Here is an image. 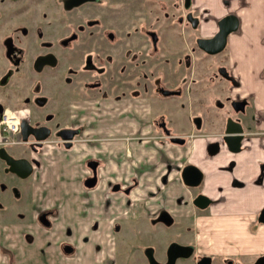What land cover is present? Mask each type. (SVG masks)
Returning <instances> with one entry per match:
<instances>
[{
  "label": "crops",
  "instance_id": "1",
  "mask_svg": "<svg viewBox=\"0 0 264 264\" xmlns=\"http://www.w3.org/2000/svg\"><path fill=\"white\" fill-rule=\"evenodd\" d=\"M191 7L192 12L199 17L202 37L216 33L217 22L221 17L234 14L238 19V28L228 35V42L218 54L217 60L224 78L221 82L225 83V91L220 96L223 101L226 99L230 102L235 115L232 119L244 127L240 150L237 153L229 151L219 137L224 132L227 117L218 120L212 112L210 121L206 120L208 115L204 112L205 105L200 102L201 91L194 95L193 104L185 95L180 99L177 96L176 103L168 106L167 114L163 112L171 118L177 117L180 125L186 121L189 128L184 132L186 143L177 146V143L172 142L173 147H164L162 142H157V138L155 141V137L151 136V123L158 113L153 116L156 108L150 103L144 108L140 100H136V105L131 110V105L121 102L117 107L118 112L113 111L115 116L111 121L107 112L109 108L106 109L103 119L99 117L96 109L88 111V125L78 140L81 146L74 144L66 150L69 159L64 157L53 161L44 159L40 153L32 156L39 160V164L34 166L33 177L25 180L27 182H21L24 186L18 190L25 201L30 196L31 202L28 203L31 204V209L27 203L18 212V217L23 220L18 223L19 231H14L13 225L8 222L0 225V238L5 243L10 245L14 240L20 243L21 247L16 254L17 264H71L66 256L55 257V254L60 253L61 242L79 244L80 240L87 237L88 242L97 241L100 230H104L103 218L107 213L106 182L110 180L104 175L99 179V172L95 188L84 184L80 189L81 174L70 173L73 167L69 161L74 160L71 157L73 151H78L79 157L76 160L79 164L85 162L87 169L90 167L88 161L94 163L97 170L103 160H114L117 170L110 173L112 180L123 175V169H119L123 164L118 165L119 162L130 158V161H139V165L135 166L136 169L133 167L131 172L138 173L139 169L143 171L139 174L144 183L141 184L143 187L148 176L164 177L168 190L163 193H167L164 198L167 200L165 202L164 199L156 198L158 201L154 203L159 206L169 203L182 214L195 212L192 223L200 254H209L217 260H243L249 264L259 256H264V222L261 221V213L264 211V0H193ZM198 51H185L190 56L191 75L197 69L194 57L197 55L202 63L203 56L208 55L202 50ZM188 84L190 83L186 82L184 87H188ZM213 101L216 102V99ZM235 101L247 103L243 113L234 112L232 104ZM143 111L146 112L142 114ZM191 116L199 118L196 125L189 122ZM99 120L101 127L95 124ZM140 133L144 136H138ZM142 139L145 141L142 142ZM116 143L123 144L119 150L123 149L126 153L129 150V159L121 156L122 153L116 149ZM214 143L216 145L212 147ZM43 146L45 150L46 144ZM111 150L113 156L107 157L106 154L111 153ZM186 164H193L202 170L203 179L196 189L184 186L181 179L180 172ZM132 179L133 176L130 181ZM152 184L145 190L162 187L156 185V180ZM129 185L132 190L133 181ZM188 189L192 194L194 191L207 194L210 207L201 211L195 210L190 204L191 194ZM111 192L118 193L112 188ZM170 193L174 197L171 198ZM40 215L48 220L46 229H42ZM8 216H4L6 221ZM90 216L92 219L88 220ZM78 252L81 253V259L87 263L90 261L91 257H86L82 247Z\"/></svg>",
  "mask_w": 264,
  "mask_h": 264
},
{
  "label": "flooded vegetation",
  "instance_id": "2",
  "mask_svg": "<svg viewBox=\"0 0 264 264\" xmlns=\"http://www.w3.org/2000/svg\"><path fill=\"white\" fill-rule=\"evenodd\" d=\"M171 1L172 0L157 1V7L159 9H157V11L160 13V16H156V19L153 20L152 18L155 17L152 14L154 7L153 0H0V96L8 100L19 99L20 102L17 106L18 111L13 112H26L29 115L32 113V110H34L31 108V106H33L32 104H35L39 109H43L46 105L49 99L45 93H50V95L53 96L51 97L53 99L55 93L57 95H62L63 85L68 89L66 90V94H69L68 92L73 90L76 94L81 95L83 89H86L88 96H82L80 100L75 99L77 103L74 105L75 108L69 109L70 105L67 106L69 111L65 117L60 116L57 118V115L53 112H56L60 107L59 103L53 102V106L51 103L49 104L51 111L48 110L38 116L42 119L40 123H31V121L25 120V118L20 119V121H27L32 126L48 127L50 129V135L48 138L53 136L56 137V143L60 142L65 149L73 147L76 138L82 137L83 129L87 127L89 121L86 117L88 111L96 109L95 111L99 114V117L103 119L104 113H106L105 104L114 107L115 105L120 106L121 102H126L128 106L131 105L130 109L132 110L136 105V100H140V103L144 102L142 103V107L146 108L147 105H150L149 103L151 100L147 98L146 95H142V92L139 89L134 92L135 89L138 88L137 86L140 83L139 79L141 78L137 73L138 64L140 67L142 66V63H139L136 59L135 45H137L138 41L135 39L138 38L139 40H142V44L148 42V44H150V53H154L152 57H156L159 55L156 54L158 53L157 49L163 44L164 37L167 39V48L171 41L174 40L173 32H170L172 30V25L176 26L174 27L176 29V36L174 38L177 41L176 47L179 50L183 49L184 51H192L194 47L201 50L196 44L198 38L207 39L211 37L196 35V37H194L196 46L192 47L189 45L190 41L185 38L186 26L184 25L185 21L190 25L192 24L187 19L188 15L191 13L186 11L187 8L184 7L186 0H176L181 3L180 6L182 9L180 12H173V14L168 13V8V12L163 8ZM192 4L193 0H191V6ZM148 11H150L152 19L149 21L148 19L150 15L148 14ZM191 16L197 19L196 26L192 25V27L197 28L198 26H201L198 19L199 17H197L194 12ZM127 18L130 21V29L126 30L123 26L125 27L124 22L127 21ZM170 19L173 22L171 26H169ZM54 36L56 39L52 40ZM42 37L44 40H41ZM61 48L64 50L63 52L60 51ZM112 52L115 55L117 54V60L108 54H112ZM119 52H121V54H119ZM127 53H131V56H126ZM185 56L186 54L183 53L182 57H177L178 62H180L182 58H185ZM107 57L109 58L108 61ZM162 58L163 57H161L160 60ZM105 61L112 62V67H109L110 65H107ZM166 65L167 64H165L162 59L154 64L150 62L149 66L146 68L161 70L160 73H163V70L167 69ZM141 68L143 69L144 67ZM179 70H181V68H179L178 71ZM95 75H97V78L94 77ZM89 77L91 78L89 79ZM103 78L108 80L109 83L106 91L102 88L104 85L102 81ZM156 78L157 82H159L160 78ZM166 80L167 79H165V81ZM60 81H62L63 84ZM155 82L156 81H154V83ZM157 82L156 86L161 88V84H158ZM123 83L129 86L128 91L125 90L124 92V89H120V85ZM178 88L180 89L179 84L176 89ZM95 89L99 91V94L96 96L92 93L94 96V99L92 100L86 98L90 95L88 91H94ZM163 101H165V99L161 98L160 102ZM11 107V105H6L5 109L12 110ZM156 108L155 114L158 113V115L157 118L153 119V122L151 123L152 127L156 130L160 129L166 132L169 141L172 143L173 141H171V139L173 137H180V135H175L173 129L167 125L168 116H165L166 114H164L163 111H167L169 108L166 104L164 106L163 104H158V106L156 105ZM39 109L38 111L41 113V110ZM160 109H163V111H160ZM114 110H107L111 118L109 119L110 121L113 119L112 117L115 116V112H113ZM104 121L105 120H103V123ZM95 124L101 127L100 120L95 122ZM63 129H72L79 132L71 139L69 147L65 145L67 142L61 138L62 136L59 133ZM219 137L221 138V135ZM48 138L39 145L38 142L34 141L33 137L28 139L27 142L23 141L21 134V139H19L16 144L29 145L33 142V146L41 149L44 147L43 145ZM186 138V136L180 137V139L184 141L183 144L177 142L173 143L184 145L186 143ZM214 145H216V143H214L212 147H214ZM1 146L0 149L5 151L6 155L8 154L14 159L24 157L29 160L23 152L28 151L26 147L22 146L20 155H15L14 150L10 151L7 147L4 148ZM35 147H33L30 152L31 154L35 153ZM0 161L3 163L4 177H7L6 175H8V173L15 175L7 170V161H4L1 157ZM37 161L39 162V160H29L32 172L29 177L19 178L15 175V180L18 186H24L21 182L33 177L35 173L34 166L35 164L37 165ZM88 162L90 164V173L85 176L83 183L87 187H92L88 186L85 181L90 178H95L96 184L92 187L95 188L97 186L98 172L94 163H91L90 161ZM120 189L121 186L118 185V183L114 184L112 187V190L114 191L120 192ZM128 189L129 188H123L121 191L122 193H128ZM1 190L3 189L1 188ZM5 191L1 192L4 193ZM9 193L10 199H12L13 202H16L15 199L18 198L19 193L18 189L13 186L11 190H9ZM190 194V204L193 205L195 210L201 211V209H204L197 207L193 203L194 198L200 196V194L205 195L208 199V205L205 208L210 207L211 204L208 195L204 192L200 191ZM13 196L15 199H13ZM164 206L165 207H163L161 211L156 213L153 220L157 224L172 226L175 223V218L172 215L173 210H170L167 205ZM1 212H3L4 215H8L6 214V211H3V208ZM185 214H182V216L184 217ZM194 214V211H189L187 213L188 218H190V222L188 223L194 222ZM39 219L43 224H48L44 216L40 215ZM169 219L172 223L167 222ZM182 222L183 220H181V223ZM4 224L5 222H0V225L3 226ZM181 227H183V225ZM192 230L193 234L196 235L193 227ZM194 235L191 237L192 242L189 243H183L182 241H169L167 249L163 254L164 260L161 262L157 257H154L152 249L145 248L144 253L145 257H147L148 264L151 263V257H153L159 264H165L168 262L170 256H168L167 250L170 246L176 243L183 245L184 247L192 246L193 248L189 258L179 256L174 264H177L180 260L191 261L190 264H196L198 261H201L203 257L207 256L211 258L210 264H245L243 260H233L230 258L217 260L212 258L209 254H200V250L198 249L199 246L194 239ZM27 239L30 242L32 241L30 238ZM87 241L88 240L85 239L84 242L87 243ZM9 246L10 245L5 243V240L0 238V255L5 257L7 264L10 260L11 264H17V253L14 252L16 251L17 246L15 245L14 248L13 246L9 248ZM97 247L99 248V246ZM62 248L68 253L74 254L76 252L75 247L72 248L68 243L63 244ZM94 248L93 244L91 249L94 251ZM92 260L93 259H90V261ZM93 264H95V260L93 261Z\"/></svg>",
  "mask_w": 264,
  "mask_h": 264
},
{
  "label": "rangeland",
  "instance_id": "3",
  "mask_svg": "<svg viewBox=\"0 0 264 264\" xmlns=\"http://www.w3.org/2000/svg\"><path fill=\"white\" fill-rule=\"evenodd\" d=\"M154 1V7H153V15L155 17H153L152 19L155 20L156 16H160V13L157 11L158 7H157V1L158 0H153ZM168 1V0H167ZM181 3L177 2L176 0H172L171 2H169L167 5H165L163 8H165V11L173 14V12H180L181 8ZM168 8V11H167ZM192 7L190 6V8L186 11H188L189 13L193 14L192 12ZM159 10V9H158ZM159 13V14H157ZM149 16V20L151 19V13L150 11H148ZM157 14V15H156ZM159 18V17H158ZM127 18V21L124 22L125 23V27L123 26V28L130 29V21ZM163 22V20H162ZM169 26H171V24L173 23L172 20H169ZM166 26V25H165ZM186 26V31H185V38L186 40L188 39V41H190L189 45H191L192 47L196 46L195 45V38L196 35H200V31H201V26L196 27H192V25H190L187 21H185V25ZM167 27V26H166ZM176 26L172 25L171 28L172 30L170 32H173V41H171V43L169 44V47L167 48V39L164 37V42L163 44L158 47L156 54H159L156 57H152L154 55V53H150V47L147 43H141L142 40H139L138 38H136L135 40L138 41L137 45H135V54L137 56V61L139 63H142L141 67H144L143 69L140 67V65L138 64V68H137V73L139 76H141V78L139 79V84H138V88L135 89L134 92L138 91V89L142 92V95H146L147 98H149L151 100L150 104H152L153 107L156 108V105L158 106V104H163V106L166 104L167 106H171V104L176 103L177 101V95H179V99L182 98L184 95L186 97V99L190 102H192V100L194 99V95H196V93H199L201 91V100L200 102H203L205 107H204V112L205 114L208 115V118L206 119L207 121H210L211 118H209V116L211 117V113H215V115L217 116L218 120L219 119H223L224 117H227V119L230 118H234L235 115L231 110V104L228 100L225 99V101L222 100V97L220 96V94H222V92L225 91V88L223 87V85L225 84L223 81L221 82V80H223V76L221 75V71H219V66L220 63L218 62V55H212V54H208V55H204L203 59H202V63L199 60L198 57H194L195 58V64L197 65V69L195 70L194 75L189 74V69H191L192 64L190 63V59L188 56V54L185 56V58H182L180 60V62H178L177 57H182L183 53H185V51L179 50L176 46V39L174 38L175 35V31L176 29L174 28ZM166 33V32H165ZM47 39V38H46ZM55 40L56 37L54 36L52 38V40ZM41 40H44L43 37ZM130 42V39H129ZM60 51H64L62 50V48L60 49ZM193 53H197L199 52L198 49L196 47L193 48ZM109 55L113 56V58H116V60L118 59L117 54H112L108 53ZM119 54H121V52H119ZM118 54V55H119ZM134 54V53H133ZM108 55V56H109ZM126 56H131V53H127ZM163 57L162 59L164 60L165 64H167V69L163 70V73H160L161 70H156V69H152V68H146L149 66V63H156L157 61H161L160 58ZM122 58V57H121ZM108 57H107V61H108ZM124 59V58H123ZM121 60V59H120ZM106 62V64L110 65L109 67H112V62ZM204 63V64H203ZM181 66V70L178 71L179 67ZM200 69V70H199ZM209 69V71H207ZM211 69V70H210ZM207 71V72H206ZM178 72V74H177ZM138 76V78H139ZM95 78H97V75L94 76ZM159 77V82H157V78ZM91 77H89L90 79ZM183 78V79H182ZM165 79H167L165 81ZM101 80V79H100ZM104 85H103V90L106 91V89L108 88V80H105V78L102 79ZM154 81H156L158 84H161V88L157 87L156 82L154 83ZM62 82V81H60ZM118 82V81H117ZM186 82L190 83L188 84V87H184L186 85ZM63 84V82H62ZM143 84V85H142ZM180 85V89H176L177 85ZM121 88L120 89H124L123 91L125 92L128 91L129 86H127V84L123 83L120 85ZM157 87V89H156ZM66 90L67 87H64V85L62 86V95H57L55 93L54 98L52 99L50 95V93H45V95H47L48 97V101L46 103V105L43 107V109H39L37 106H35V104H32L33 106H31L32 109V113L28 115V113H18L17 115L20 117V119L25 118V120L31 121V123H40V121L42 120L41 117H38L39 115H42L44 112L46 111H51V109L49 108V104L51 103L54 104L53 102H57L59 103V107L58 110H56V112L54 111L53 113L57 115V118H59L60 116H67V112L69 111V109L75 108L74 105H76V101L80 100V98L83 96H88V94L86 93V89H83V91L80 94H76L73 90L71 92H68L69 94H66ZM139 91V92H140ZM140 92V93H141ZM58 93V92H57ZM88 93H90L89 100L94 99L92 93L94 95H98L99 91H97L96 89L94 91H88ZM167 95V96H166ZM165 99L164 102H160V100ZM213 99H216V102L213 101ZM222 100V101H220ZM19 99L17 100H8V99H4L3 97L0 96V114H2L5 111V106L6 105H11L12 110L13 111H18L17 106L19 104ZM76 103V104H75ZM93 103V102H92ZM91 103V104H92ZM143 103V102H142ZM79 104V103H78ZM104 104V103H102ZM193 104V102H192ZM212 104L215 105V107H210ZM70 105V106H69ZM53 106V105H52ZM69 106V109L68 107ZM104 106H106L105 109L107 108H112L110 107L111 105L105 104ZM65 107V109H64ZM118 105H115L112 110H117ZM41 110V113L38 111ZM91 109V108H90ZM108 109V110H109ZM157 109V108H156ZM209 109V110H208ZM114 110V111H115ZM118 112V110L116 111ZM146 111L141 112L142 114H144ZM164 113L166 112V110L163 111ZM167 114V112H166ZM155 115V112L153 114V116ZM169 115V114H168ZM1 116V115H0ZM166 116V115H165ZM167 125L173 129V132L175 135H180V137H185V130L189 129L187 122L185 121L184 124L180 125L177 121V117H172L168 116L167 118ZM189 122H191L192 124L196 125L197 124V120H199V118H194V117H190L189 118ZM63 120V118H62ZM181 127V128H179ZM211 126V123L208 124V127ZM153 131L151 133V136L155 137V141L156 138L158 139L157 142H162L161 145H163L164 147H173L171 146V142L169 141L168 137H167V133L164 132L163 130H156L152 127ZM185 132V133H184ZM111 135V134H109ZM138 136H144L142 133H140ZM147 136V135H145ZM144 138V137H143ZM81 139V137H77L76 138V143H74L75 145L81 146L80 145V141L78 142V140ZM128 140V139H126ZM187 140V139H186ZM56 137H51L48 138L46 140V149L44 150L43 147L37 148L35 146H33V142L29 145L26 144H16L17 142H8L6 145L2 144V142H0L2 144H0L1 147L4 148H8L10 151L14 150V154L15 155H20V151L22 149V146L26 147L28 149V151H23L26 155V157L33 161L35 159L32 158V156H36L39 153L42 154V157L44 156L45 158H49L50 160L55 161V159H61V158H68L67 155V151L69 149H65L64 146H62L60 144V142H57ZM142 142L145 141V139L141 140ZM121 145H123L122 143H116V149L119 150V148L121 147ZM178 146V144H175ZM77 146V147H78ZM33 147H35L36 151L35 153H30L33 149ZM124 148V147H123ZM26 149V150H27ZM43 149V150H42ZM56 149V150H55ZM56 153V155L54 156V152ZM122 153V157H126V158H130V153L129 150L126 153L125 151L123 152V149L119 150ZM42 152V153H41ZM74 153L71 154V157L74 158V160H71L69 162H71L72 165V170L70 173L73 174H77L78 172L81 174L80 178H79V185H80V189L84 187V183L83 180L85 178V176L89 175L90 170L87 169L85 162L80 163L77 162L78 160H76V157H79V153L78 151H73ZM112 154V155H110ZM128 154V155H127ZM109 156H113V151L111 150V153L106 154ZM121 157V158H122ZM141 157V156H139ZM69 159V158H68ZM123 159V158H122ZM131 159V158H130ZM129 160H122L119 162L118 165L123 164L122 166H120L119 169H123V175L121 178H116V179H111V177L109 176L110 173H114V170H117L116 165L114 166V160H109V161H102L99 165V168H97V172H100V178H102V176L104 175L105 178L109 179V182H106L107 187H106V205H105V209L107 211V213L104 216V230H100V234H99V239L93 240L91 242L90 241L87 243L84 242L85 239H83V241H79V244H70V242L68 243V241L66 242H61L59 248H60V253L55 254V257L57 255V258H62L63 256L67 259V261H69V263L71 264H93V260H95V264H148V260L147 257H145V253L144 250L145 248H149L153 250V254L154 257H157L158 260L161 262L164 260L163 254L164 251L167 249L168 246V242H183V243H189L192 242L191 237H193V224L192 223H188L190 222V218H188L187 214H185V219L182 216V212H177L176 210H174L173 205H169V203H167V207L170 208V210L172 211V215L175 218V223L170 226V225H165V224H157L156 222H154L153 218L155 217L156 213H158V211H161L163 209V207H165L164 205H156V203H154L155 201H158L157 199H164L166 196V192L168 189H166L165 186L166 185V180L163 179L164 177H159V176H148L146 181L145 186L143 187L141 184L144 185L143 181L141 180L142 177L139 176V174H141L143 171H141V169L138 170V173L134 172V174H136L134 176L133 172H131V169L135 166L139 165V161H130ZM63 160V159H62ZM0 186L3 190H1L0 188V222H8L10 224L13 225V229L14 231H19L18 228L20 227L18 223H22L23 220H21V217H18V212L21 211V208L23 207V205H26L28 202H31V198L29 196V198L27 199V201H25V198H23L20 193L18 194V198L15 199V197L13 196V199H15L16 202H13L12 199H10V193L9 190H11V188L14 186L16 187V189L19 190V187L17 185V182L15 180V175H11L10 173H8V175H6L7 177H4V173H3V163L2 161H0ZM39 163H37L36 166H38ZM136 169V168H135ZM77 171V172H76ZM120 171V173L122 172ZM119 174V171H117ZM133 176V189L130 190V185L129 183L132 182L130 181L131 177ZM130 177V178H129ZM145 178V177H144ZM143 178V179H144ZM154 180H156V185H160L161 189H159V187L157 189L152 188L151 190H145V188H149L151 186L152 183H154ZM23 182H27V181H23ZM140 182V185H139ZM118 183V185L121 186L120 192L118 193H114L111 192V188L113 187L114 184ZM129 185V186H128ZM153 185V184H152ZM142 186V187H139ZM123 188H129L128 193H122V189ZM9 189V190H8ZM7 190V191H5ZM153 190V192H152ZM166 190V194L164 195L163 191ZM1 191H5L4 193ZM146 191V192H145ZM194 191V190H193ZM152 192V193H150ZM195 192V191H194ZM114 193V194H113ZM190 193H192L190 191ZM196 193V192H195ZM20 195V196H19ZM174 194L170 193V197H174ZM115 197V198H114ZM157 198V199H156ZM169 198V199H171ZM182 198V197H181ZM165 202L167 199H164ZM27 204L28 208L31 209V204ZM162 204H166V203H162ZM6 211L9 216L8 219L6 221V219H4V214L2 211ZM176 209V208H175ZM13 213V214H12ZM23 215V214H22ZM24 215H26L24 213ZM45 217V216H44ZM188 218V219H187ZM28 220V218H26ZM92 219V217L90 216V218L88 220ZM181 220H183V222L181 223ZM38 221V220H37ZM48 221V220H47ZM41 225L43 226L42 229H46V225H44L41 221H40ZM181 223V224H179ZM183 225V227L181 226ZM49 227V225L47 226V228ZM51 230V229H50ZM82 233V232H81ZM105 233V235H104ZM19 237V233L17 235ZM22 238V237H21ZM22 240V239H20ZM16 240L12 241V243L10 244L9 248L13 246V248L16 247V251H14L15 253H18L20 246V243L15 242ZM70 245L72 248L75 247L76 252L74 254L72 253H68L66 252V250H64V248H62L63 244H67ZM85 244V245H84ZM90 244V245H89ZM94 244V251L93 249H91V247ZM99 246V248L97 247ZM82 247V249L85 252L86 257L88 258L91 255V259H93L92 261H89L88 263L86 261H84L83 259L80 258L81 253L77 251L80 250ZM78 249V250H77ZM83 252V253H84ZM89 252V253H87ZM71 254V255H70ZM83 257V256H82ZM56 258V259H57ZM113 259V260H112ZM7 260L5 259V257H3L2 255H0V264H7L6 263ZM76 262V263H75ZM9 263L11 264V260L9 261ZM8 263V264H9ZM178 263L180 264H190V262L188 261H184V260H180ZM177 263V264H178ZM245 264H249L247 261L245 262ZM252 264V263H251Z\"/></svg>",
  "mask_w": 264,
  "mask_h": 264
},
{
  "label": "water",
  "instance_id": "4",
  "mask_svg": "<svg viewBox=\"0 0 264 264\" xmlns=\"http://www.w3.org/2000/svg\"><path fill=\"white\" fill-rule=\"evenodd\" d=\"M191 6V0H186L184 7L189 8ZM188 21L193 25L196 26L197 19L192 17L191 14L188 15ZM218 24V30L215 34L207 39L198 38L197 46L203 50L206 54H215L218 55L220 52L223 51L224 46L228 40V35L232 33L235 29L238 28L239 23L237 20L236 15H225L221 17ZM245 101H235L232 104V109L234 112H244V108L246 106ZM20 134H22V140L28 141V139L32 138L35 142H38L40 145L46 138L50 135V129L46 126L39 127V126H32L27 121L21 120L20 121ZM225 129L221 135V139L223 143H225L226 147L229 151L233 153H237L240 150V145L242 144V140L244 139V127L241 125L240 122L234 121L232 118H228L225 121ZM60 135L61 138L65 140V145L67 147L70 146L71 139L79 133L77 130H61ZM173 142H177L183 144L184 141L180 139V137H173L171 139ZM0 157L4 161H7V170L11 173H14L19 178L29 177L31 175V163L24 157L20 159H14L8 154H5V151L0 149ZM181 179L183 180L185 186L187 187H197L202 182V173L201 170L197 167L193 166L192 164H187L183 171L180 173ZM88 186H95V178H90L85 181ZM193 203L199 208H205L208 205V199L205 195L200 194V196L194 198ZM262 218L261 221L264 222V211L261 213ZM168 223H172L169 219L167 220ZM192 246L184 247L183 245L173 244L167 250L169 261L165 264H174L177 257L184 256V258H189L192 252ZM210 257H203L201 261H198L196 264H210ZM150 264H159L153 257L150 259ZM253 264H264V256H259L255 259Z\"/></svg>",
  "mask_w": 264,
  "mask_h": 264
},
{
  "label": "built area",
  "instance_id": "5",
  "mask_svg": "<svg viewBox=\"0 0 264 264\" xmlns=\"http://www.w3.org/2000/svg\"><path fill=\"white\" fill-rule=\"evenodd\" d=\"M17 114V112L6 108L0 116V142L4 145L8 142H18L21 139L20 117Z\"/></svg>",
  "mask_w": 264,
  "mask_h": 264
}]
</instances>
